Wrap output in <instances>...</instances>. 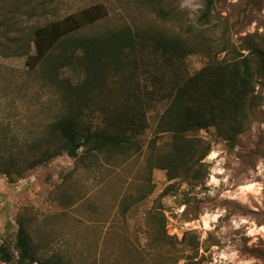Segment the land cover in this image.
<instances>
[{
  "label": "rangeland",
  "instance_id": "rangeland-1",
  "mask_svg": "<svg viewBox=\"0 0 264 264\" xmlns=\"http://www.w3.org/2000/svg\"><path fill=\"white\" fill-rule=\"evenodd\" d=\"M157 1L163 14L145 0H0V161L32 158V145L46 140L63 114L66 85L84 78L68 67L53 70L57 47L35 58L42 27L99 5L105 16L70 39L129 27L186 38L214 54L222 38L237 47L264 32V0H214L211 23L202 27L204 0ZM205 55L187 57L189 74L206 64ZM257 90L264 96L262 86ZM160 109L125 154H64L22 173L18 161L10 176L0 174V245L14 255L0 264H16L19 222L36 257L60 264H264V122L234 148L212 129L201 131L212 144L209 174L190 186L168 181L150 162L170 140L156 133Z\"/></svg>",
  "mask_w": 264,
  "mask_h": 264
},
{
  "label": "trees",
  "instance_id": "trees-1",
  "mask_svg": "<svg viewBox=\"0 0 264 264\" xmlns=\"http://www.w3.org/2000/svg\"><path fill=\"white\" fill-rule=\"evenodd\" d=\"M145 1L158 15L165 12L157 0ZM213 5L214 0H204L197 21L201 27L211 23ZM104 16V9L95 5L37 31L35 58L57 47L53 70L68 67L84 78L66 85L63 114L50 125V136L32 145V158L0 161V174L10 176L18 161L22 173L64 154L72 159L79 153L93 158L125 154L132 140L150 128L149 115L161 106L156 133L168 134L170 140L154 153L151 164L164 170L170 182L201 185L208 178L205 159L212 151L201 131L212 129L213 138L234 148L255 122H264V96L256 91L264 88V32L246 35L237 47L222 38L214 54L210 46L199 47L186 38L129 27L70 39ZM201 51L206 64L189 74L187 57ZM14 246L16 264H60L36 257L21 222ZM0 258L11 263L14 255L0 245Z\"/></svg>",
  "mask_w": 264,
  "mask_h": 264
}]
</instances>
